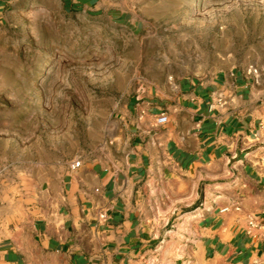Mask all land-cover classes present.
Returning a JSON list of instances; mask_svg holds the SVG:
<instances>
[{"label":"crops","instance_id":"1","mask_svg":"<svg viewBox=\"0 0 264 264\" xmlns=\"http://www.w3.org/2000/svg\"><path fill=\"white\" fill-rule=\"evenodd\" d=\"M59 1L114 13L106 0ZM35 2L0 0V19ZM127 109L117 154L63 174L0 243V264H264V69L182 76Z\"/></svg>","mask_w":264,"mask_h":264},{"label":"rangeland","instance_id":"2","mask_svg":"<svg viewBox=\"0 0 264 264\" xmlns=\"http://www.w3.org/2000/svg\"><path fill=\"white\" fill-rule=\"evenodd\" d=\"M0 19V243L81 158L115 156L133 97L186 75L264 69V0H59Z\"/></svg>","mask_w":264,"mask_h":264},{"label":"built area","instance_id":"3","mask_svg":"<svg viewBox=\"0 0 264 264\" xmlns=\"http://www.w3.org/2000/svg\"><path fill=\"white\" fill-rule=\"evenodd\" d=\"M253 72H255L256 70H252ZM219 101H222V99H220ZM167 116L165 115V114H161L157 119H156V122L158 123V124H163V123H166L167 122ZM80 165V161H76V162H74L73 163V167L74 168H76L77 166H79ZM225 210H227V208H225ZM264 213V212H263ZM250 225H251V227H255V226H257V223L255 222V220L254 219H252L251 221H250ZM263 226H264V223L262 224Z\"/></svg>","mask_w":264,"mask_h":264}]
</instances>
